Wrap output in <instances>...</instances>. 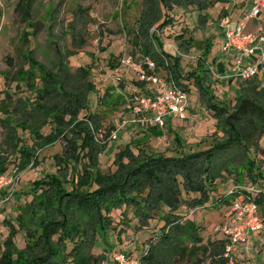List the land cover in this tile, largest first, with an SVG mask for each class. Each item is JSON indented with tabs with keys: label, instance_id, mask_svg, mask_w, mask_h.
<instances>
[{
	"label": "rangeland",
	"instance_id": "obj_1",
	"mask_svg": "<svg viewBox=\"0 0 264 264\" xmlns=\"http://www.w3.org/2000/svg\"><path fill=\"white\" fill-rule=\"evenodd\" d=\"M164 1L169 4L171 0ZM209 1L214 4L207 11L203 10L201 21L199 8L193 5L185 8L173 3L174 7L170 12L176 19L172 24L166 25L162 35L158 31L165 42L164 48L168 52L187 56L181 61L182 74L186 76L195 70L198 65L197 55L206 50V44L210 43L212 48L219 52L222 37L218 18L223 10V1ZM158 5L155 12L151 14L154 19L161 15ZM145 7V0H0V147L9 158L6 162L7 169L4 171L16 170V173H22L12 199L0 208V244H3L9 235L11 229L7 223L9 220L17 228L15 237L17 248L26 247V240L29 237L26 229L40 228L42 220L40 211H43L40 209L33 213L31 209L34 206L24 205L34 199L33 189L42 190L33 182L48 180L52 175L60 177L65 165H68L70 170V181L65 182L64 187L71 194H80L86 189L85 185H81V177L85 176L87 171H90L93 177H105L118 173L120 162H125L122 150L128 143H131L135 155L139 153V147L143 146V143L148 152H159L156 156L183 155L184 151L205 149L227 138V134L217 121L221 116L224 123L240 124L239 120L231 118V114L243 106L245 101L243 93L239 92L240 89L237 90L236 86L225 89L223 83L213 80L209 75L214 82L213 91L217 103L224 104L227 108H217L221 116L219 118L214 116L212 109L208 108L203 99H200V90L194 83L195 77L191 76L189 88L194 113L187 115L181 124H176L177 132L181 134L185 145L183 152L174 138L168 139V132L166 137L157 138L146 131L144 136L146 141L139 145L137 141L142 137L137 133L131 134L127 127L121 129L123 113L117 112L121 105L119 107L116 100L118 96L116 92L125 91V95L121 98L124 99L122 105L127 107L130 105L129 101L133 93L141 91L145 86L144 82L139 81L138 75V69L141 68L140 64L144 57L134 45L140 32L137 29L138 22ZM206 12L211 17L204 19L203 15ZM199 21L200 24H198ZM258 26L255 22L252 29L255 30ZM180 34H184L186 38L193 37V50H178L177 46L181 39L176 40V37ZM31 55L46 69L56 70L55 72L60 74L63 72L65 83H70L75 92L80 90L82 93L89 83L94 85L93 90L87 95L88 106L85 110L82 109L77 117L80 120H87L91 128H96L94 138L96 147L99 145L98 147L102 148L100 152H97V148L95 152H91L88 146L83 144L75 149L77 159H68L66 146L69 140L75 138L74 133L69 130V127L65 128L63 122L70 121L71 114H59L60 120H54L52 117L42 129V134L56 140L46 146H41L42 140L30 129L18 128L24 143L29 148L38 150L37 165H33L32 159L28 168L19 167L18 144L21 142L11 125L16 126V122L23 124L25 120L32 121L33 126H37L44 120L43 117L31 115L27 111V109H36L35 107L43 102L42 98L35 97L36 88H43V80L39 76L41 71L35 69V74L39 77L33 84L30 82L35 77L21 80V75L26 76L25 71L29 69L28 62L31 60ZM129 55L134 57L133 65L124 63V59ZM61 81L53 89L49 102L52 103V109L55 104H58L60 109L62 108L60 112H63L66 107L61 105V99L69 100L68 98L75 97V92L63 83V79ZM206 81L207 84L210 83L209 80ZM244 91L251 96L248 87L244 88ZM262 105L260 106L264 108L263 102ZM52 115H57V112L52 110ZM253 117L254 122L264 129V113H261L259 108L255 115H246L243 118L244 122H251ZM95 119H98V127L93 122ZM117 130L118 133L114 136ZM79 142L81 143L82 140ZM251 156L264 172V137H261L256 145L250 146L248 154L243 152L231 157L233 161L227 168L226 166L218 167L222 174L217 173L220 177L216 178L214 188H210L208 192L210 197L207 202L196 207L183 204L176 211L184 215L182 222L190 218L199 227L202 243L209 244L212 241L218 242L220 239L228 240L224 229L233 217L232 199L225 201L224 197L231 191L236 192L239 186L245 187L247 193L248 187L254 186L255 190H251V196L254 199L262 195L257 204L264 225V176L257 174L258 169H256V163L251 160ZM93 164L96 166L93 167ZM0 171L3 170L0 169ZM254 172L256 181V178H253ZM93 187L97 189L98 182L94 183ZM199 195V192L184 193V196L190 199ZM118 201L109 202V206H111L110 203L115 204ZM102 202L105 204L106 200ZM79 207L80 211H74L77 216L74 217L73 227L68 226L75 231L73 235L78 244L77 254H66L61 248L57 250L56 256L52 253L44 260L40 257L47 256L49 249L48 245L40 243L26 251L23 261L31 264H77L78 258L86 255L85 257L90 260H86L85 264H111L112 254L117 250L132 253L137 257L148 251L150 245L160 243L159 233L166 223L164 213L168 211L167 209L141 211L138 207L134 210L133 206L127 208L124 206L123 209L101 211V221L97 210L84 211V203H81ZM48 211L52 216L54 210L49 208ZM20 212V218L23 219L26 229L20 226L18 220ZM45 214L48 212L45 211ZM168 217L177 219L175 214H169ZM57 219L60 217L57 216ZM97 220L99 221L96 223ZM94 227L99 232L96 241ZM58 237L59 234L53 236L52 245L58 246ZM3 248L4 245H2ZM102 253L106 257L105 260ZM199 254L202 256L203 253L200 251ZM208 262L209 259L205 261V264ZM226 262L264 264V227L259 231L250 232L248 245L246 247L240 245L232 250V255L226 259Z\"/></svg>",
	"mask_w": 264,
	"mask_h": 264
},
{
	"label": "trees",
	"instance_id": "obj_2",
	"mask_svg": "<svg viewBox=\"0 0 264 264\" xmlns=\"http://www.w3.org/2000/svg\"><path fill=\"white\" fill-rule=\"evenodd\" d=\"M219 1L225 0H217V2ZM236 2L237 6H243H239V8L236 6L235 13H241L242 9L245 7H252L255 0H236ZM173 3L184 6L185 8L190 7V5L199 8L201 11V13L199 12L200 21L201 18H203V10L207 11L214 4L209 0H171L169 4L164 0H145L146 7L142 12L137 28L140 32L137 35L134 45L138 48V52L142 57H150L153 59L156 62L158 70L166 68V70L188 91H190V83L188 81L191 76L195 77V83L201 91L200 93L203 97V101H205L208 108L212 109L213 115L219 118L221 115H219L217 108H227V106L224 104L219 105L215 95L210 93V85L206 86L205 84V81L209 78L206 72L209 71L207 55L211 50V44L209 43L206 45V52L197 56L198 65L195 67L194 71L189 72V75L185 77L182 74V55H174L164 48L165 42L161 37L162 32H165L164 29L166 25L172 24L173 20L176 19L174 14L170 12L174 7ZM157 4H159L157 7L161 10V15L157 17V19H154V16H151V14L155 12L154 10ZM227 13V10H222L218 20ZM203 16L204 19H206V17H211L208 12ZM240 17L241 14L239 16H233L232 23L235 24ZM163 18H165L164 21ZM200 21L198 24H200ZM154 28L156 30H153ZM158 31L161 32V35L158 34ZM179 38L181 40L177 46L178 50H187L194 46L193 37L186 38L184 34H180L176 37V40ZM30 57L31 60L28 62L29 69L25 71L26 76L21 75V80L25 81L28 78L35 77L33 81L30 82V84H33L36 79L41 76L43 88H36L35 97L42 98L43 102L38 104L35 107L36 109H27V111L31 115L36 114L37 116L43 117L44 120L37 126H33L31 123L32 121L27 122L25 120L23 124L16 122V126L11 125L16 131V137L21 142L19 143L20 145L18 144L19 167L22 169L28 168L32 159L34 160L33 165H37L38 157L36 153L38 150L29 148L24 143L23 139L20 137L18 128L30 129L42 140L41 146H46L56 140L51 136L42 134V129L52 117L54 120H58L60 117L59 114H71V120L63 122L65 128L69 127V130L74 133L75 138L74 140H69L66 146V155L68 159H77L78 155L75 149L77 146L83 144L87 145L91 152H95L96 148L97 152H100L102 148L98 147L99 145L96 147L97 144L94 138L96 128H91L87 120H80L77 117L81 110H85L88 106L86 103L87 95L93 90L94 85L89 83L82 93L80 90H76L75 92L70 83H65L63 72L60 74L55 72L56 70H48L42 63L38 62L36 59L34 60L32 55ZM36 68L41 71L38 77L35 74ZM62 79L63 83L68 85L69 89L75 92V97L68 98L69 100L65 98L61 99V105L66 107V109L60 112L62 108L60 109V106L55 104L52 109V103L49 101L53 89L57 87L58 83L62 82ZM27 83L29 82L27 81ZM253 83L254 82H251V85ZM256 86L257 84L251 86L249 89V91H251V96L247 95L244 89L239 90V92L243 93L245 101L240 109L236 112H232L231 118L239 120L240 124L234 125V123H224L221 116L217 121L219 126L223 128L225 134H227V138L217 143L215 142L211 147L193 151H184L185 149H182V152L184 151L183 155L166 156L165 154H161L160 156H156L159 152H148L143 143V146L139 147V153L135 155L131 148V143H128L124 150H122V156L125 157V162H120L121 166L118 173L105 177H93L92 173L87 171L86 175L81 177V185H85L86 189L81 191L80 194L75 195L71 194L67 191L68 189L64 187L65 182L70 181V170L68 169V165H65L60 177L52 175L48 180L33 182L42 190L37 191L33 189L34 199L30 203H24V205L29 207L34 206L31 209V211H34L33 213H36V211L40 209L43 210L40 211L42 212L41 225H39L40 228L38 230L26 229L23 219L20 218V212L18 216L20 226L27 230L29 237L26 240V247L18 249L15 240L17 228L12 225L11 221L7 220L11 229L9 235L3 241V244H0V253L2 255L0 264H31L30 262L23 261L25 253L29 248H34L40 243H43L42 245H48L47 248L49 249L47 256L40 257L44 260L49 258L52 253L56 256L57 250L61 248L65 250L66 254H77L78 244L75 242V236L73 235L75 231L68 226L73 227V221L75 222L74 217L77 216L74 211H80L79 206L81 203L85 204L84 211L92 209L97 210L99 215L101 211H111L115 208L123 209L124 206H126V208L128 206H133L134 210L138 207L141 211L168 210L164 213L166 223L159 233L160 243L150 245L149 250L141 254L140 264H205L207 259H209L208 264H229L226 262V258H224L223 255L227 240L220 239L218 242L212 241L209 244L202 243L199 227L190 218L182 222L184 215L180 212L176 213V211L183 204L189 207H196L202 206L203 203L207 202L210 197L208 194L210 188H214L216 178L220 177L217 173L220 172V174H222V171H219L218 167L226 166L227 168V166L232 163L231 161H233L230 159L231 157L237 156L243 152L248 154V152H250V146L256 145L258 140L264 137V129L254 122V117L253 120L251 119V122H244L243 119L246 115H255L258 108L261 113H264V108L260 106L262 102L264 103V101H262L264 99V87L256 89ZM52 110H55L57 115H52ZM16 118L15 114V119ZM93 122L96 127H98V119H95ZM174 139L178 144H181V136L176 135ZM256 139L258 140L256 141ZM81 140L82 142L80 143L79 141ZM255 141L256 143L254 144ZM142 142L144 141L139 140L137 144L140 145ZM102 146L105 147L104 145ZM8 159V155L3 152L0 147L1 170L4 171L7 169L6 162ZM253 159L254 157L251 156L252 161H254ZM92 166L95 167L96 164ZM65 168H67V170H64ZM256 169H258L257 174L263 177L264 172L257 163ZM253 174L255 175L253 178H256V173L254 172ZM256 180L257 178L255 181ZM96 182H98L97 189L93 187ZM186 192H199L200 195L190 199L184 196ZM261 196L256 199L258 203L260 202L259 198H261ZM103 200H106L105 204L102 202ZM114 200L119 201L115 204L110 203L111 206H109V202ZM224 200L229 201V195H226ZM49 208L54 210L52 216H50L51 213L48 211ZM45 211H47L48 214H45ZM169 214L177 215V219H170L168 217ZM57 216L60 217V219H57ZM99 217V220L102 221L101 215ZM147 217H149V215H147ZM99 220H97L96 223ZM95 227L94 237L96 241L99 232ZM56 234H59L58 246L51 244V239ZM2 245H4L3 249ZM200 251L203 253V257L199 254ZM85 256L86 255H82V257L78 258L77 264H85L87 263L86 260H90ZM103 257L105 260L106 257L104 254Z\"/></svg>",
	"mask_w": 264,
	"mask_h": 264
},
{
	"label": "built area",
	"instance_id": "obj_3",
	"mask_svg": "<svg viewBox=\"0 0 264 264\" xmlns=\"http://www.w3.org/2000/svg\"><path fill=\"white\" fill-rule=\"evenodd\" d=\"M229 6H236V0H229ZM264 12V0H255L252 7L244 11L240 19L233 24L231 12L223 15L219 19V26L222 29L225 42L223 51L226 53L235 52L236 57L232 65L233 75L243 80L258 76L262 65L264 64V48L260 43L264 42V32L260 29L250 31L248 29L251 22L259 19ZM258 52L256 58L254 54ZM134 57L129 55L124 59L127 65L134 64ZM168 62V61H167ZM138 72L139 81L144 82L145 86L141 91L134 92L130 105L127 109L135 115L133 122L142 123L143 126L158 125L164 127L166 125V117L169 115L186 117V113L191 105L190 91H188L181 83H179L166 68L158 70L156 62L150 57L143 59ZM123 122L121 129L125 127ZM118 130L115 132L116 136ZM0 171V205L9 202L14 193L15 188L20 182L21 172L16 173ZM10 190V193L2 197V191ZM251 190H255L254 186H239V189L231 191L228 195L232 199L233 217L225 227L228 235L226 248L223 253L227 259L232 255V250L247 246L250 232L261 230L264 225L258 211L256 199L252 198ZM147 252V251H146ZM141 255L134 256L129 252L120 250L114 251L112 254V264H140Z\"/></svg>",
	"mask_w": 264,
	"mask_h": 264
},
{
	"label": "crops",
	"instance_id": "obj_4",
	"mask_svg": "<svg viewBox=\"0 0 264 264\" xmlns=\"http://www.w3.org/2000/svg\"><path fill=\"white\" fill-rule=\"evenodd\" d=\"M228 1L227 2L223 1L222 8H223L224 11L227 10L228 12H231L232 17L236 16V15L239 16L240 14L242 16L244 11H246L248 8H250V7H247V8L245 7L244 9H242L241 13H238V12L235 13L237 5L235 7L229 6ZM236 4H237V2H236ZM239 6L242 7L243 5H238L237 7L239 8ZM255 22H257V24L259 25L256 29L257 30L260 29L261 31H263L264 27L262 25H264V12L262 13V15L260 16L259 19H256V20H254L253 22L250 23V25L248 27V29L250 31L251 30L252 31L256 30V29L255 30L252 29L253 23H255ZM220 31H221L220 33H221L222 39H221V43H220L219 52L214 50L212 48V45H211V48H210L211 50H210V52H208V55H207V59H208V63H209V65H208L209 71L206 72V73H208L207 75L208 76L211 75L213 80L220 81L221 83H223V86H224L225 89H228L230 86L235 88V86H236L237 87L236 89H244V88L248 87V90H249L251 88V86H254L255 84H257V86L255 87L256 89H260V88L264 87V64L262 65V68H261L258 76L254 77V78L243 80V79H241L239 77H235L233 75L232 65L234 63V59L236 57V53L234 51L233 52H229V53H226V52L223 51V44L225 42V37H224V34L222 33L223 31L221 29H220ZM260 44H261V47L264 48V42L260 43ZM192 48L187 49L185 51H191V50H193ZM205 49H207V46H206ZM204 52H206V50ZM204 52L202 51V53H204ZM257 55H258V52L254 54V58H256ZM182 57L186 58L187 56L186 55H182ZM188 75H189V73H188ZM183 76L185 77L186 75H183ZM207 80H209L210 83L207 84V81H205L206 86L210 85V87H209L210 93L212 95H215V93L213 91L214 90L213 89L214 88L213 87V83H214L213 80L211 79L210 76H209V78ZM251 82H254V83L251 85ZM194 83H195V81H194ZM195 84H193V85H195ZM195 86H197V85H195ZM116 94L118 95L116 97V100H117V102L119 104V107L121 105V107L118 108L119 111L117 110V112H122L123 113V119H122L121 122H126L125 128L126 127L129 128V131H131L130 132L131 134L132 133H137L140 137H142V139H141L142 141L145 140L144 136L146 135V133H145L146 131L150 132L153 136H155L157 138L166 137L168 135V134L166 135V132H168L169 133L168 139H170V140H172L176 135L177 136H181V134H179L177 132L176 124H181V122L184 121V118H181L179 116L169 115L165 119L166 125L164 127H160V126H158L156 124L150 125V126H143L142 123L133 122V120L135 118V115L132 112H130V110H128L127 107L122 105V102H123L124 99L121 98V96L125 95V91L120 90V91H117ZM211 94H209V95H211ZM200 99H203V97L201 96V93H200ZM193 108H194V105H193V102L191 100V105H190V107H189V109H188V111L186 113V116L187 115L190 116V113L191 114L194 113V109ZM181 138H182V136H181ZM174 141H175V139H174ZM181 144H182V146H181ZM181 144L177 143V145H179L182 149H184L185 145H184L182 140H181ZM9 193H10V190L5 189L4 191H2L1 194H2V197H4V196L8 195ZM3 205L4 204H1L0 208Z\"/></svg>",
	"mask_w": 264,
	"mask_h": 264
}]
</instances>
